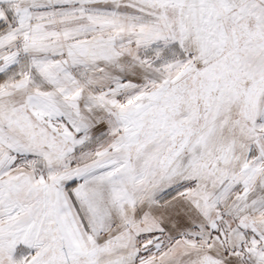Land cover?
Returning a JSON list of instances; mask_svg holds the SVG:
<instances>
[{
  "label": "snow or ice",
  "instance_id": "obj_1",
  "mask_svg": "<svg viewBox=\"0 0 264 264\" xmlns=\"http://www.w3.org/2000/svg\"><path fill=\"white\" fill-rule=\"evenodd\" d=\"M0 264H264V0H0Z\"/></svg>",
  "mask_w": 264,
  "mask_h": 264
}]
</instances>
